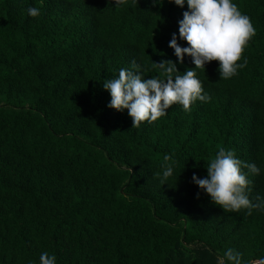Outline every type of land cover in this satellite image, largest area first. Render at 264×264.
Returning <instances> with one entry per match:
<instances>
[{"label": "trees", "instance_id": "1", "mask_svg": "<svg viewBox=\"0 0 264 264\" xmlns=\"http://www.w3.org/2000/svg\"><path fill=\"white\" fill-rule=\"evenodd\" d=\"M255 35L243 69L219 78L218 61L196 69L207 102L179 104L132 128L107 105L103 81L139 66L176 63L187 9L161 0H0V264H216L231 247L264 254V213L224 212L191 182L223 147L264 168V0H233ZM38 7L39 17L26 9ZM178 74L194 68L185 55ZM171 159L164 161V156ZM175 160L160 184L161 165ZM247 172V169H243ZM175 176L177 180L175 181ZM249 198L264 197L251 175ZM199 196L197 198V193Z\"/></svg>", "mask_w": 264, "mask_h": 264}, {"label": "clouds", "instance_id": "2", "mask_svg": "<svg viewBox=\"0 0 264 264\" xmlns=\"http://www.w3.org/2000/svg\"><path fill=\"white\" fill-rule=\"evenodd\" d=\"M160 3L161 0H154ZM179 7L187 5L178 23V35L186 41V47L177 43V34L173 33L168 47L173 50L176 63L171 60L154 63L160 74L142 79L143 74L134 62L129 69H120L115 78L103 81V88L108 91V107L116 111L127 110L132 121V128H139L142 123L152 124L166 116V110L174 104L182 106L185 112L191 111V105L197 101L207 102L209 96L204 92L196 69H203L211 61H218V73L221 79H230L238 69H243L247 58L242 62V53L250 39L255 35V28L250 17L243 14L233 0H168ZM114 7H124L129 0H111ZM137 3V0H131ZM29 17H39L38 7L26 9ZM191 57L194 68L178 74L176 64L182 63L183 57ZM169 161V155L164 156ZM175 160L161 165L156 173L161 185L174 177ZM247 169L245 172L243 169ZM249 174L264 175V168L253 163H246L236 157L231 149L220 147L206 167V176L197 178L193 173L191 182L207 194L211 201L224 212L246 210L251 215L253 210L264 213V197L257 195L249 198L251 180ZM178 176H175V181ZM199 192L197 193V198ZM28 264H33L29 261ZM39 264H57L55 254L42 251ZM216 264H264V254L254 259H244L243 253L227 248L217 257Z\"/></svg>", "mask_w": 264, "mask_h": 264}]
</instances>
